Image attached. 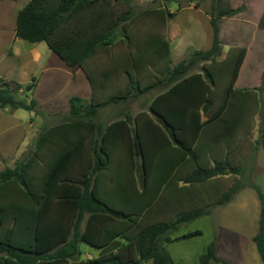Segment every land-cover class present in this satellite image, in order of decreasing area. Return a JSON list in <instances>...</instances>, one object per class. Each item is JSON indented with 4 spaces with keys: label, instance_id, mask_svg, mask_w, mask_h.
I'll list each match as a JSON object with an SVG mask.
<instances>
[{
    "label": "trees",
    "instance_id": "trees-1",
    "mask_svg": "<svg viewBox=\"0 0 264 264\" xmlns=\"http://www.w3.org/2000/svg\"><path fill=\"white\" fill-rule=\"evenodd\" d=\"M123 5L127 8L121 10ZM234 12H219L212 0L210 46L192 50L188 58L172 66L165 64L159 70L163 78L142 85L139 73L147 66L153 67L156 61L166 60L169 43L161 33H149L144 40L134 37L128 26L135 16L129 0H28L17 11L15 36L30 43L44 41L67 66L82 67L93 90V78L85 62L99 49L113 45L119 26L131 49L124 92H116L105 100H84L72 95L68 100L71 118L43 129L26 158L0 170V264H67L81 254L82 243L96 249L98 254L80 260L79 264H140L148 260L151 264H173L164 246L176 239L170 234L181 223L209 214L213 205L227 203L241 188L231 185L214 202L181 210L170 220L140 224L150 208L160 207L165 184L178 165L185 159L197 158L196 143L204 126L215 120L226 122L227 130L235 126H232L235 121L224 117V112L231 105L230 96L244 49H240L232 63L226 60L231 65L229 83L222 102L211 110L213 84L221 70L215 61L220 53L219 21ZM142 13L156 16L162 24L174 15L165 6ZM199 61H203L199 70L187 74ZM11 83L12 88L0 77V107L34 111L37 100L34 97L26 100L34 83L26 84L24 98L16 94L21 84ZM153 85L164 90L150 100L147 110L138 111L134 119L127 116L107 126L93 120L101 107L136 97ZM262 90L264 95V79ZM121 126L125 128L120 129L121 138L124 134L132 135V153L140 161L143 182L136 193L116 202L104 198L99 181L100 173L112 162L110 131ZM82 131L91 134L89 147L84 144L86 135ZM56 139L62 140L60 146L52 148L49 157L44 158L42 146L47 142L55 144ZM260 141L264 144V100ZM159 163L169 169L156 167ZM239 172V167L226 160H214L211 166L196 165L192 171L176 176V181L198 184L218 175ZM246 185L255 190L259 203L257 231L252 241L260 264H264V193L253 181ZM199 234V230H194L181 237ZM198 261L231 264L217 255L215 239L205 246Z\"/></svg>",
    "mask_w": 264,
    "mask_h": 264
},
{
    "label": "rangeland",
    "instance_id": "rangeland-1",
    "mask_svg": "<svg viewBox=\"0 0 264 264\" xmlns=\"http://www.w3.org/2000/svg\"><path fill=\"white\" fill-rule=\"evenodd\" d=\"M27 1L0 0V77L10 88L12 81L21 84V88L16 93L20 98H24L26 84L32 82L34 88L26 100H29V97L36 99L40 95H50L57 99V90L60 88L61 94L65 77L53 67L52 59L56 62H60L61 59L47 47L44 41L30 43L16 37L14 33L16 13ZM211 1L129 0L135 12L134 18L128 25L129 30L140 40L146 39L149 33H161L175 46L177 44L175 48L179 43H184L179 46L180 51L185 46L183 53L174 60L177 63L188 58L192 50L207 49L210 46ZM262 1L264 0H249V2L248 0H215L219 12L229 10L235 12L230 16H222L219 21L220 53L215 57V61L221 70L215 76L211 110H215L220 105L229 83L231 65L229 66L226 60L232 63L231 60L238 55L240 49L245 50L243 65L241 64L242 68L240 66L233 85L235 89L230 96L231 105L224 112V117L233 119L232 121L235 122L232 126H235L225 130L224 126H227V123L223 120L208 122L196 143L197 158L190 159L189 166L179 169L177 176L192 171L196 165L211 166L214 160H226L231 166L239 167L240 172L215 176L198 184H182L176 181L174 176L172 180L175 183L170 181L163 191L159 201L160 207L150 208L140 221V224L144 225L154 220H170L181 210L214 202L231 185L241 186L227 205L212 208L213 205L209 214L181 223L178 229L170 234L176 239L164 246L173 264H200L199 255L213 239L218 242L217 255L231 264H260L252 241V236L257 231L259 203L255 190L246 184L253 181L264 189L263 182L259 184V177L264 174V144L260 141L264 100L262 90L264 28L258 25L260 10L248 8ZM163 6L169 11L176 10V12L171 11L174 15L168 17L164 24L160 23L156 16L142 13L146 9ZM126 8L127 5L121 6V10ZM239 14L242 16L244 14L253 23L236 19ZM262 21L264 22V15ZM116 35L113 45L105 50L99 49L93 54L91 62L94 65H102L109 52L131 49L125 41L121 26L117 28ZM202 62H197L187 74L198 71ZM165 64L173 65L169 55L166 60L156 61L153 67H145L139 73L141 84L151 83L153 73H159ZM131 71L135 74L134 70ZM93 85L96 86L94 79ZM94 89L96 91L97 88ZM159 89L163 88L160 86ZM151 96L152 90H149L134 97L136 100H129L127 103L129 112L147 110L150 102L148 99ZM37 102L34 111L13 109L9 106L0 107V170L7 165L13 167L16 161L26 158L34 150L36 136L40 131L71 118L68 112L69 103L66 110L49 112L46 109L48 100H37ZM51 102L60 101L51 100ZM205 118L206 115H203V119ZM94 119L99 121L100 115L98 114ZM215 132H220L221 135L215 136ZM194 230H199L200 234L189 238L181 237ZM230 238H235V243L227 242ZM80 250L82 253L70 259L67 264H79L80 260L90 258V254L95 255L97 251L84 243L80 245ZM140 264H151V261Z\"/></svg>",
    "mask_w": 264,
    "mask_h": 264
},
{
    "label": "crops",
    "instance_id": "crops-1",
    "mask_svg": "<svg viewBox=\"0 0 264 264\" xmlns=\"http://www.w3.org/2000/svg\"><path fill=\"white\" fill-rule=\"evenodd\" d=\"M177 8H179V6H177ZM248 8L249 9L258 8L260 10V15L258 16L259 17L258 25L261 28H264L263 27L264 22L262 21V16L264 15V1L259 2L258 5L256 4L254 7L248 6ZM171 11L176 12L175 9H171ZM236 19L242 20L243 22H247L249 24L253 23L251 20H249L248 17H245L244 14L243 16L241 14H239V16L237 15ZM167 40L169 43V59L171 61V64L174 65L176 64L174 60L178 58L179 56H181L185 46L184 48H182V51H180L179 46L181 47V45L182 44L184 45V43H181V44L179 43L178 47L175 48L177 44L175 46V44L171 40L169 39ZM92 56H90L85 62V68L88 71V73L91 75V77L94 79V82L96 85L94 87L97 88L96 91L95 89L93 90L91 82L82 67L78 65L74 67H69L64 63L63 60H60V62L59 61L56 62L54 61V59H52L53 67L57 71L62 72V77H65V80L62 83L63 90L61 94H60L61 89L59 88L57 90V97H58L57 99H55L54 97H51L50 95H47V96L40 95L36 97V100H48L46 109L49 112H53V111H57L58 109L66 110L68 108V100L72 95L79 96L85 100H90L91 98L93 100H105L110 95L116 92H122V91L124 92L126 90V86L128 83V73H127L128 71V65H127L128 51L109 52V54L107 55L102 65H94L91 62ZM242 65H241V68H242ZM152 76H153L152 77L153 83L155 79L163 78L158 72H154ZM159 88H160V85L152 86L151 88L152 96L148 100H153L159 93H161L164 90V89H159ZM258 92H261V91L258 90ZM131 99L136 100L133 97L130 99H126V101L121 100V101L110 103V104H107L101 107L96 114V116L98 114L100 115V120L99 121H96L95 119L93 120L96 123H101L104 126H107L108 124L114 121L123 120L127 116L131 117V119H134V116L138 112H133V113L129 112L127 103ZM51 100H59L60 102L59 103L51 102ZM225 127L226 125L224 126V129ZM120 129L121 130L123 129L124 131L125 128L124 126H121L120 128H113L110 131V134H109L110 142H111V146L113 147L112 162L110 163L108 169L100 173V181H99L100 190L104 198H110L116 202H119L121 199L126 198L127 195L129 194L131 195L133 193H136V191L140 190L141 184L143 182V171L140 166V161L138 158L134 157L132 153L133 152L132 135L124 134V137L121 138ZM82 132L86 135V139H84V144L87 147H89L91 134L88 132L85 133V131H82ZM219 133L220 132H215V136L216 135L220 136L221 134ZM71 134L74 135L73 132ZM55 135H58V134H55ZM61 142L62 140L56 139L55 144L51 142L45 143V145L42 146V151H41L42 154L44 155V158H48L49 155L51 154V149L54 148L55 146H60ZM189 160H190L189 158L185 159L182 163L178 165V168L175 169L173 175L167 180V183L165 184V188L170 181H173L172 179H174V176H177V171L179 169H183L185 168V166H189L188 165ZM12 162H14V159L12 160ZM9 167H11V165ZM156 167H162L165 170L169 169V166L165 165L164 163L163 164L159 163V165H157ZM213 178L214 177H212L211 179ZM259 179H260V183L259 182L258 183L261 184V182H263L264 184V174H261ZM178 182H181V181H178ZM173 183L175 182L173 181ZM263 193H264V189H263ZM229 202L230 200L227 203H225V205H227ZM219 206L220 205H214L212 208L214 207L219 208ZM235 241H236L235 238L227 239V242H230L231 244L235 243ZM217 245H218V242L216 241V248H217ZM97 254H98V251H96L95 255L90 254V257H94Z\"/></svg>",
    "mask_w": 264,
    "mask_h": 264
}]
</instances>
